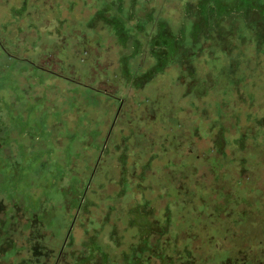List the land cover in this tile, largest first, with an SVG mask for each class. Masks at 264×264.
<instances>
[{
    "label": "rangeland",
    "instance_id": "obj_1",
    "mask_svg": "<svg viewBox=\"0 0 264 264\" xmlns=\"http://www.w3.org/2000/svg\"><path fill=\"white\" fill-rule=\"evenodd\" d=\"M9 1L18 2V0ZM66 1L62 0V2ZM70 1L74 2L73 6L78 3L74 16L81 17L88 15L83 3L97 1L96 10H102L104 13L99 16L101 20L96 22H110L111 25L109 32L114 37V44L107 49L103 47L104 49L97 53L93 51L96 54L95 63L89 71V82L86 84L97 94L82 85L76 87L75 83L53 84L54 81L48 78L47 74L31 70L21 61L8 57L0 48V220L5 221L4 229L6 224V228L10 231H5L0 239L5 246L3 260L6 264L43 263L46 259L45 251L61 247L68 226L72 224L75 216H78L77 208L82 200L85 202L82 209L86 212L85 218L81 224H77L79 229L73 233L72 248L77 252L80 248H82L81 252H84V245H81L87 238L85 233L90 224H95V220H101V224L96 223V226L105 232L104 239L113 240V234L116 236V233L111 229L117 219L118 210L133 205L129 207V214L133 210L135 216L139 215L142 213L144 200H154L152 203L154 205L163 202V206L159 207L162 210L154 211V216L156 214L163 218L164 227V216L167 215V211L174 210L168 209L174 202L172 197H162L163 190H160L161 185L157 182L159 175L151 173L161 170L164 166L166 169L172 161L176 162V158H169L167 153L176 138L181 141L178 129L172 122L184 117V113L186 118L195 115L194 112L187 113L184 110L187 99L182 98V88L173 83L177 71L171 66L174 62L186 61L191 54V48L198 49L197 45L201 48L203 39L208 40L213 36L223 38L224 29L229 27L231 30L232 24L238 20H241L239 23L241 27L253 30L257 36V47H264V8L261 14V9L258 10L252 4L255 3L254 0H163L162 5L161 0ZM62 2H58V7H62V10L58 9L60 18L45 20L49 29L52 27L58 29L63 23V18L68 14L67 8L61 6ZM229 3L234 7L227 6ZM208 5L212 10H207L210 8ZM6 8V6L0 7V18H3ZM17 14L15 9L10 14L12 18L10 16L9 18L14 22L18 18ZM38 62L36 66L44 69L47 68L44 62H49V71L56 74H61L59 66L66 63L58 62L56 53L41 54ZM115 74L118 75L117 79ZM118 79L121 80V85ZM93 80L97 83L91 86L89 83ZM118 90H121L122 96L121 100L113 99L116 103H111L114 110L120 108L121 104H126V107L139 116L138 122L142 125L144 123L142 115L146 114L148 109L146 125L150 133L145 134H148L154 144L156 143L154 147L158 153L145 164L141 158L138 167H135L138 173L129 177V181L125 175L117 179L116 174V179L112 181L103 179L95 184V189H92L88 182L96 171L93 163L91 171L88 172V176L91 177L87 179L83 177L86 156L91 154L94 159L99 158L96 154L99 152L98 155H101V144L112 132L109 126H112V121L115 119L114 111L113 115L108 113L110 119L106 122L108 126L103 131L102 119L106 118L105 109L109 108L110 104L105 103L106 99L98 92L113 94ZM165 91H168L169 95ZM132 97L139 100L137 104L129 101ZM169 99L177 105L170 112L172 122L165 123L163 106L170 102ZM197 99L198 97L191 104L195 105ZM153 101L159 102V109ZM249 102L262 106L264 98L259 96ZM189 105L187 102L186 106ZM152 109H154L153 113ZM150 115H153L151 119ZM250 119L248 121H251ZM198 145L199 147L195 146L198 150L206 146L204 143ZM204 165H207V162L203 158L193 162L194 168L203 167L210 174L209 169ZM126 172L127 169L124 173ZM135 180L136 188L125 187V183L132 185ZM141 181L143 185L138 186ZM104 182L108 183L107 187ZM178 182L183 184L180 180ZM185 183H188L186 179ZM152 184L156 190L149 189ZM100 192L115 193L114 197L118 200L117 211L114 206L108 204L112 201L111 196H108L105 200L107 204H102L101 209L97 200L101 195ZM83 193L85 198L88 194H91V197L83 199ZM242 193L243 191H240L238 195L240 197L238 202L242 203H239L234 210L236 214L245 208L244 202L247 197L241 199ZM126 208L123 209L124 212ZM99 211L103 213L101 216H97ZM194 214L200 217L198 210ZM179 216L171 224H180L176 230L179 242L183 243L187 242L182 237L185 230L183 224H194V222L192 220L177 222ZM122 225L128 226L130 229L128 234L131 238L144 234L145 224ZM30 229H33L34 236L37 233L40 235L35 238L41 237L44 245V248H39L34 238L30 239L27 247L31 246L32 257L29 252H25V246L20 249L18 238L21 233L26 234ZM101 237L103 240L102 235L99 238ZM156 238L157 234L153 233L151 240ZM193 246H197V243L191 240V247ZM94 249L98 247L95 246ZM91 250L92 247L84 255L76 254L72 264H100ZM21 253H25L27 257L20 256Z\"/></svg>",
    "mask_w": 264,
    "mask_h": 264
},
{
    "label": "trees",
    "instance_id": "obj_2",
    "mask_svg": "<svg viewBox=\"0 0 264 264\" xmlns=\"http://www.w3.org/2000/svg\"><path fill=\"white\" fill-rule=\"evenodd\" d=\"M57 1L62 2V0ZM57 1L18 0L12 3L8 0H1L0 7L6 6L7 8L3 18H0V48L8 57L21 61L31 70L47 74L48 78L54 81L53 84L75 83L74 86L82 85L85 89L97 94L86 84L89 82V71L95 63L96 54L93 51L97 53L114 44V37L109 32L110 22H96L101 20L99 16L104 13L102 10H96L97 1L84 2L83 6L88 15L81 17L74 16L78 3L76 2L73 6V1L65 0L66 2H62L61 6L67 8L68 14L63 18V23L58 29L55 30L52 27L51 30L45 20L60 18L58 9L62 10V7H58ZM254 1L255 3L252 4L258 10L261 9L262 14L264 0ZM162 3L163 0H161V5ZM230 3L227 6L234 7ZM15 9L18 18L13 22L10 14ZM207 10H212V7ZM240 21L234 22L231 30L229 27L224 29L223 38L213 36L208 40L203 39L204 43H201V48L200 45H197L198 49L191 48V54L186 61L174 62L171 66L177 71L173 83L182 88V98L187 99L184 110L187 113L194 112L195 115L186 118L184 113V117L172 122L170 112L177 104L169 99L170 102L163 106L165 113L163 121L172 122L178 129V136L181 137V141L176 138L175 143L167 150L169 158H176V162L172 161L166 169L164 166L161 170L151 173L159 175L157 182L161 185L160 190H163L162 197H172L174 202V207L172 204L168 207L174 210L167 211V215L164 216V227L163 218L156 214L154 216V211L162 210L159 207L163 206V202L154 205L152 204L154 200H144L142 201V213L135 216L132 213L133 210L129 214V207L133 205L125 207L126 212L123 211L124 207L118 210L115 193L100 192L101 195L97 200L101 209L102 204H107L105 200L108 196H111L112 201L108 204L114 206L115 211L118 210L117 219L114 222L115 228L113 229V224L111 229L115 230L116 236L113 234V240L110 238L106 241L103 235L105 232L96 226V223L101 224V220H95V224H90L85 233L87 238L81 245H84V252H81L82 248L78 252L73 248V254L84 255L92 247L91 252L100 264H175L173 258L179 251L184 255L177 260L178 264H192L193 261L189 255L191 250L184 245L189 240L198 241L199 237H202V240L205 239V246L197 243L199 249L196 251L198 252L214 253L220 245L228 244L227 240L221 239L222 234L220 239L218 238L219 232L215 229V224H236L241 231L256 234L254 237L247 235L245 241L231 240L232 252H235L234 247L241 248L242 252L247 250L251 252L255 244L258 243L261 247L264 243V104L258 106L249 102L259 96L264 98V51H262L264 47H257V36L253 30L241 27ZM140 42L138 44L141 45ZM53 53H56L58 62H66L59 66L61 74L49 71V62H44V66L47 67L45 69L36 66L39 64L38 59L41 54L52 55ZM233 63L234 66H232ZM115 78H118L117 74ZM95 80L89 84L93 86L97 83ZM118 81L121 85V80L118 79ZM165 92L169 95L168 91ZM110 93L98 92L106 99L104 102L110 104L109 108L105 109L106 118L102 119L103 131L108 126L106 122L110 119L108 113L113 115L115 112V119L112 121V126H109L112 132L102 142L101 155H98L99 152L96 154L99 158L94 159L93 155L88 154L85 161L86 175L84 173L83 177L86 179L91 177L88 176V172L91 171L94 163L96 172L88 182L92 189H95V184L103 179L110 181L116 179V174L117 179L125 175L129 181V177L138 173L135 167H138L137 164L141 158L145 164L155 158L158 153L154 147L156 143L154 144L148 134H145L150 133L146 125L148 109H146V114L142 115L144 123L141 125L138 122L139 116L126 107V104H121L120 108L114 110L111 103L115 98L121 100V90ZM197 97V103L191 104ZM129 101L137 104L139 100L132 97ZM154 102L159 109V102L153 101V104ZM187 102L190 104L189 107L186 106ZM153 111L154 109L152 113ZM152 116H149L150 119ZM249 118L251 121H248ZM59 119L62 122L61 116ZM135 120L137 121L134 122ZM199 143H204L206 148L202 147L198 150L195 146L199 147ZM200 157L206 160L208 166H204L209 169L210 174L203 167L194 168L193 162L201 159ZM129 161L132 163H128ZM126 169L127 172L124 173ZM185 179L188 183L184 184ZM178 180L183 184H179ZM104 183L107 187L108 183ZM135 183H137L136 180L132 182V185L127 182L125 187L136 188ZM137 185L142 186L143 182ZM149 189L156 190L153 184ZM240 191H243L241 199L244 196L247 198L244 202L245 208L241 209V212L238 211V215L234 210L239 203H242L238 202ZM89 197L91 194L85 198L83 193V199ZM84 204L82 200L77 208L78 216H75L72 221V226H74L71 233V244L74 240L73 233L79 229L77 224H81L85 218L86 212L82 211ZM196 210L204 216L191 219ZM102 214L99 211L97 216ZM178 215L180 216L177 222L192 220L194 224H189L190 229L183 231L182 237L187 242L180 244L181 248L176 250L171 244L174 243L176 248L178 247V236L166 237V228ZM209 215L212 216L211 222L208 220ZM122 224L136 226L145 224L144 234L131 238L128 234L130 229ZM153 233L157 234L155 240H151ZM238 234L237 237H240V233ZM100 235L103 236V240L102 237L99 238ZM206 236L210 239L205 238ZM250 238H255V240L252 242ZM95 246L98 249H94ZM261 248H264V245ZM219 262L216 260L215 264Z\"/></svg>",
    "mask_w": 264,
    "mask_h": 264
},
{
    "label": "flooded vegetation",
    "instance_id": "obj_3",
    "mask_svg": "<svg viewBox=\"0 0 264 264\" xmlns=\"http://www.w3.org/2000/svg\"><path fill=\"white\" fill-rule=\"evenodd\" d=\"M203 216L204 214L200 215V217H203ZM193 217L196 218L199 216L198 214L197 215L194 214ZM211 217L212 216L210 215L208 216V220L210 222L212 221ZM4 223L5 221L0 220V238H2V234L4 235L5 231L10 232L6 228V224H5V229H4ZM179 225L180 224H171L170 226H168L166 228L167 229L166 237L173 238L174 235H177L178 233L176 229ZM183 225L185 226V229L187 228L190 229V227H188L189 224H183ZM72 227H73L72 224L68 226V229H67V232H66V235L62 242L61 247L59 249L54 248L51 251H47V252L45 251L44 257H46V259L44 260L43 263L39 262V264H72L73 260L75 259L74 256L76 255V254H73L72 252V249H73L72 244H71ZM215 229L220 233V234L218 233V238L220 239V236L222 234L223 236L221 237V239L227 240L228 244L225 246L220 245V247L216 249L214 253L213 252L208 253L207 251L198 252L196 250L199 247L198 246L191 247V240H189V242L184 245H186L191 250V254L189 255H190V259H192L193 261L192 264H215L216 260L220 261L219 263H216V264H264V248H261L262 245H264V243H262L261 247H259L258 243L257 244L253 243L255 244V246L253 247V251L251 252H249V250H247L246 252H242L241 248L239 247H234L235 252H232V249L230 248L232 244L231 240L233 241L234 239H238V240L240 239V240L245 241L247 240V237H246L247 235H249V237H254L256 234H253V233L248 234L246 231H241L240 228L236 224H215ZM32 232H33V229H30V231H28L26 234L21 233L18 236L19 242H20L19 243L20 249L21 247L25 246V252L26 253L29 252V255L31 257L33 256V253L31 251V246L27 247L28 242L31 241L30 239L34 238V240L38 243V247L44 248L41 237L35 238V236H40V235L37 233V235L34 236ZM238 233H240V237H237V235H239ZM208 236H206L205 238H208ZM208 239H210V237ZM250 239L251 241L255 240V238H250ZM177 241L179 243V245L177 243V246H178L177 248H176V245H174V243L171 244L172 247L175 246L174 248L176 250L178 248H181L180 246L182 245V243L179 242V239ZM192 241L195 242V244L202 243L203 245L201 246H205V243H204L205 239L202 240V237H199L198 241H195V240H192ZM4 250H5L4 243L0 239V264H6L3 260ZM183 255L184 254L180 253L179 251L177 252L175 257L173 258L175 261V264H178L177 260L182 258ZM20 256L27 257L25 253H21Z\"/></svg>",
    "mask_w": 264,
    "mask_h": 264
},
{
    "label": "bare ground",
    "instance_id": "obj_4",
    "mask_svg": "<svg viewBox=\"0 0 264 264\" xmlns=\"http://www.w3.org/2000/svg\"><path fill=\"white\" fill-rule=\"evenodd\" d=\"M9 78V77H8ZM33 122V121H32Z\"/></svg>",
    "mask_w": 264,
    "mask_h": 264
}]
</instances>
